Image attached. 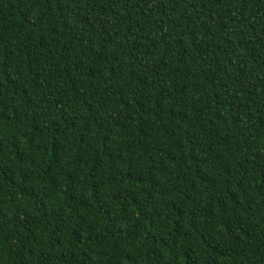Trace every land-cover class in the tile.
Instances as JSON below:
<instances>
[{"label":"trees","instance_id":"16d2710c","mask_svg":"<svg viewBox=\"0 0 264 264\" xmlns=\"http://www.w3.org/2000/svg\"><path fill=\"white\" fill-rule=\"evenodd\" d=\"M0 264H264V0H0Z\"/></svg>","mask_w":264,"mask_h":264}]
</instances>
